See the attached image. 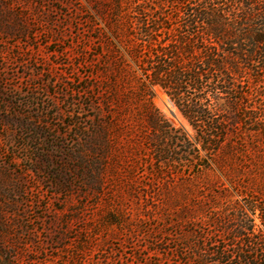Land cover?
<instances>
[{
    "label": "rangeland",
    "instance_id": "1",
    "mask_svg": "<svg viewBox=\"0 0 264 264\" xmlns=\"http://www.w3.org/2000/svg\"><path fill=\"white\" fill-rule=\"evenodd\" d=\"M183 3L0 0V264H212L198 263L205 249L240 244L236 231L208 227L203 201L185 199L201 223L154 195L184 189L199 145L189 162L173 152L162 159L174 162L157 161L124 23L142 8L179 21ZM150 103L195 143L165 94ZM209 166L200 179L250 214L257 196L245 198ZM250 218L264 236L257 214ZM186 238L199 250H187Z\"/></svg>",
    "mask_w": 264,
    "mask_h": 264
},
{
    "label": "trees",
    "instance_id": "2",
    "mask_svg": "<svg viewBox=\"0 0 264 264\" xmlns=\"http://www.w3.org/2000/svg\"><path fill=\"white\" fill-rule=\"evenodd\" d=\"M182 5L179 21L154 17L153 9L142 8L135 12V21L124 23L132 25L127 46L142 68L140 89L148 93L142 96L152 111L147 126L161 138L155 141L157 161L174 162L172 157L162 159L173 152L181 162H189L185 158L193 159L190 151L199 145L195 175L178 183L184 189L171 198L154 195L166 199L168 209H183L179 212L191 221L207 218L212 230L238 234V246L231 245V251L218 245L205 249L198 263L210 258L212 264H264V236L250 218L257 214L264 224V0H187ZM166 21L170 27L164 26ZM155 92L174 104L196 135L194 144L153 110L150 99ZM212 161L242 196H257L250 214L232 203L224 188H210L200 179ZM189 197L203 201L204 218L191 211L193 206H185ZM184 246L199 250L187 238Z\"/></svg>",
    "mask_w": 264,
    "mask_h": 264
}]
</instances>
